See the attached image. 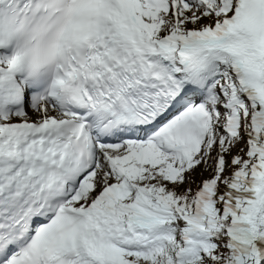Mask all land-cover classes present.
Instances as JSON below:
<instances>
[{
    "label": "snow or ice",
    "instance_id": "1",
    "mask_svg": "<svg viewBox=\"0 0 264 264\" xmlns=\"http://www.w3.org/2000/svg\"><path fill=\"white\" fill-rule=\"evenodd\" d=\"M0 264H264V0H0Z\"/></svg>",
    "mask_w": 264,
    "mask_h": 264
}]
</instances>
